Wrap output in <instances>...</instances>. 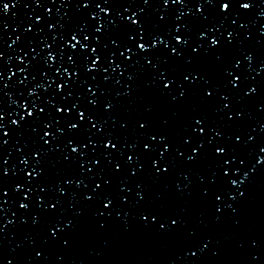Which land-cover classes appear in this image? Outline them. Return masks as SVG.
Segmentation results:
<instances>
[{
    "label": "snow or ice",
    "instance_id": "6c2138e0",
    "mask_svg": "<svg viewBox=\"0 0 264 264\" xmlns=\"http://www.w3.org/2000/svg\"><path fill=\"white\" fill-rule=\"evenodd\" d=\"M56 2L51 0L53 6ZM19 3L0 0V17L15 15L12 10ZM33 3L44 11L17 25L22 30L12 44L19 49L18 63L13 64L12 57L6 58L0 49V95H11L5 89L16 88L20 96L12 100L13 111L0 107V216L10 196L19 204L11 218L0 219V241L10 228L29 222L39 226L48 217L39 243L24 237L34 253L25 264H74L64 255L51 261L48 249H72L80 220L89 209L97 232L106 231L113 218L127 230L135 209L139 224L156 235L183 234L187 223L183 211L158 204L163 194L153 197L144 178L168 188L166 181L182 177L174 187L180 196L190 198L193 170L205 159L215 165L207 175L196 173L199 199L211 205L217 222L227 213L239 226L249 187L255 175L264 171V145L258 152L249 151L248 156L256 159L248 167H242L248 157L241 158L237 152V142L247 146L256 140V129L226 131L246 117L245 98L264 88L260 79L264 56L258 61L256 51L243 47L253 35L244 17L257 7L256 0H59L61 8L75 5L78 12L86 11L76 22L59 9L60 18L50 19L53 7H47L45 0ZM176 4L187 12L170 15ZM259 15L264 16V10ZM7 27L6 23L0 26V32ZM259 32L257 45L264 44V27ZM30 33L42 36V42L29 39ZM213 57L221 69L219 76L205 70ZM142 75L150 76L143 81L145 89L177 108L190 104V111L161 117L158 127L152 124V104H145L139 116L133 117L129 109L128 118H118L125 98L129 103L142 99L138 95ZM193 97L200 103H191ZM178 121H182L180 131L170 133ZM26 129L32 133L30 143H21ZM260 129L264 131V124ZM13 135L20 137L12 147L22 168L10 166L4 155ZM57 152L67 174L51 183L49 157ZM9 180L14 187H9ZM66 198L73 209L70 217L64 215ZM183 238L186 247L179 257L183 264H200L207 253H221L218 242L211 236L202 238L195 229ZM24 240L12 248V255L0 254V264H18L16 253L24 249ZM247 246L264 247L255 238ZM247 264H264V258L259 252L250 253Z\"/></svg>",
    "mask_w": 264,
    "mask_h": 264
},
{
    "label": "water",
    "instance_id": "95a60500",
    "mask_svg": "<svg viewBox=\"0 0 264 264\" xmlns=\"http://www.w3.org/2000/svg\"><path fill=\"white\" fill-rule=\"evenodd\" d=\"M47 7H53V16L50 19H59L60 16L56 10L59 9L61 13H69L73 21L76 22L79 17L86 15V11L81 9L77 11L75 5L71 8H61L59 0L53 6L51 0H45ZM257 7L252 10L245 20L249 22V30L252 31L251 40L244 41L243 47L249 50L257 52L258 61L259 58L264 56V44L257 45L255 42L260 37V28L264 27V16H260L259 13L264 10V0H256ZM27 5V6H26ZM153 7L149 9L153 11ZM122 10V9H121ZM44 9L39 8L33 0H20V3L16 8L12 10L15 13H9L3 17H0V26L7 24L8 27L0 32V35L4 37V42L0 44V49H3L7 57H12V63H18L15 60V53L19 51L16 45L12 44V41L17 35H20L22 28H17V25L21 21H29L34 19V14H40ZM98 11V10H97ZM179 11L187 10L184 6L176 4L174 10L170 15L178 14ZM212 14H215V10H211ZM103 16L104 13H101ZM190 15V13L188 14ZM46 31L51 34V30ZM29 39H35L37 43L42 42L43 37L36 33H30ZM27 39L25 40V43ZM35 46V44L33 45ZM27 50V49H26ZM227 58V57H226ZM259 63L254 65L258 67ZM205 70L211 75L219 76L221 69L218 67L214 60V57L205 65ZM7 72H5V78L7 79ZM19 76V74H17ZM249 75H256L255 72L249 73ZM150 76L142 75L140 84V92L138 95L142 99L136 100L133 103H129V98H125L123 104L119 108L118 118H128L129 109H131V115L133 117L139 116L143 113L145 104H152L154 112L152 114V124L154 127H158L160 118L164 116H171L173 112L179 111L183 114H187L190 111V104L177 108L176 106L169 105L162 98L156 95L154 92L144 88L143 81ZM264 79V77H260ZM11 83V81H9ZM23 87V86H21ZM5 92H11V95H0V107L5 108L11 112L16 109V105L12 103V100L20 99L19 92L16 88L5 89ZM235 102V100H234ZM191 103L199 104V98L193 97ZM246 110V117L243 120L237 121L234 125L229 127L226 131H236L237 128L244 132H249L253 128L256 129L254 133L256 140L249 141L247 146L240 145L237 152L241 155V158L248 157V164L242 167H248L255 163L256 157L248 156L250 150L255 149L259 151V146L264 145V131H261L260 125L264 124V88L261 92L255 96L245 98L243 101ZM205 110L209 112L210 117L216 118V114L211 111L210 107L205 106ZM11 119V117H8ZM182 121H178L171 125L169 132L175 134L180 131V125ZM12 128V125H8ZM129 135H132V128L129 127ZM32 136L31 130H24V137L21 140L23 143L28 140L30 143V137ZM7 138V137H6ZM20 139L19 136L13 135L9 144L5 146L4 155L9 158V165H17L24 167L19 163V156L16 149L12 147L16 143V140ZM219 139V138H218ZM246 139V137H245ZM264 155V154H261ZM59 152L53 153L49 157L48 169L51 183H54L58 175H66L64 171V165L59 163L57 157ZM238 164V161L236 162ZM215 162L211 159L202 160L193 170V196L183 197L180 196L174 187L176 180L182 179V177L175 176L166 181L171 187L165 188L163 183L153 184L150 178L145 177V183L150 185L151 194L153 197L157 193H162L163 198L157 199L156 202L162 203L165 206L175 209L177 211H183L185 219L187 221L183 234H179L173 237H160L155 233L145 229L138 222L136 216V210L133 209V214L129 217L130 227L125 230L122 223L113 218L109 221V228L106 231L97 232L95 230V218L93 210H87L85 217L80 220L79 227L76 232L75 243L72 249L65 250L58 247H52L48 249V254L51 261H56L58 255H64L65 260L74 262V264H183V261L179 259L182 255V249L186 247L184 235L187 231L195 229L197 233L203 238L211 236L213 240L220 247L221 253L213 256L211 253L200 258V264H247L250 259V253L259 252L261 257L264 258V247L259 249H249L247 242L252 239H258L261 244L264 245V171L255 175V183L249 187L248 202L246 206L241 208L239 213V226H236L233 222V218L225 214L224 218L217 222L212 215L211 205L202 202L199 199V181L196 173L208 174V170L214 167ZM181 170H186L182 167ZM9 187L14 185L12 181H8ZM131 187V185H130ZM14 197H9L7 203L4 206L3 216L11 218L12 213L17 210L18 202H13ZM77 208L81 207V204L75 205ZM66 212L64 215L71 216L73 209L68 207L67 198L64 205ZM24 211V210H21ZM35 211V209H33ZM48 217H43L39 226H32L30 222L28 224H20L6 233V238L0 241V254L12 255V248L15 247L21 240H24L25 236H31L39 243L41 238L46 232V221ZM6 223V220H5ZM15 232V235H12ZM245 243L244 248H240L239 244ZM24 249L17 250L18 264H25L26 257L33 255L31 246L28 245V241L24 240ZM59 264V262H57Z\"/></svg>",
    "mask_w": 264,
    "mask_h": 264
}]
</instances>
